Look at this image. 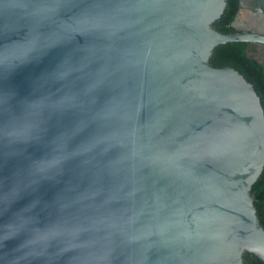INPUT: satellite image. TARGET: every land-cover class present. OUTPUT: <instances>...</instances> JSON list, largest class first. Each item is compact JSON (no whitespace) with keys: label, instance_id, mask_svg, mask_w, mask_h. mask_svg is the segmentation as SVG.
I'll use <instances>...</instances> for the list:
<instances>
[{"label":"water","instance_id":"95a60500","mask_svg":"<svg viewBox=\"0 0 264 264\" xmlns=\"http://www.w3.org/2000/svg\"><path fill=\"white\" fill-rule=\"evenodd\" d=\"M242 5L0 0V264L264 262V109L209 63L264 43Z\"/></svg>","mask_w":264,"mask_h":264},{"label":"trees","instance_id":"16d2710c","mask_svg":"<svg viewBox=\"0 0 264 264\" xmlns=\"http://www.w3.org/2000/svg\"><path fill=\"white\" fill-rule=\"evenodd\" d=\"M239 0H226V6L221 16L215 20L212 27L222 33L234 32L231 23L236 16ZM246 41H231L218 44L212 51L209 63L214 67L230 66L238 70L249 82L252 83L262 107L264 109V67L247 54ZM254 196V205L257 216L264 227V167L258 179L251 188ZM244 264H264L255 256L245 252Z\"/></svg>","mask_w":264,"mask_h":264},{"label":"flooded vegetation","instance_id":"af4514ba","mask_svg":"<svg viewBox=\"0 0 264 264\" xmlns=\"http://www.w3.org/2000/svg\"><path fill=\"white\" fill-rule=\"evenodd\" d=\"M257 2H258L257 0H243V5L239 13V21L236 24L237 26H239L240 28L242 27L254 28L257 29V31L264 32V20L260 16V12L258 10L254 11ZM238 9H239V4H238ZM235 31L236 30L234 29V32ZM247 43H248L247 45L248 56L257 60L264 67V43L259 41L247 42Z\"/></svg>","mask_w":264,"mask_h":264},{"label":"rangeland","instance_id":"374dc122","mask_svg":"<svg viewBox=\"0 0 264 264\" xmlns=\"http://www.w3.org/2000/svg\"><path fill=\"white\" fill-rule=\"evenodd\" d=\"M253 53H254V51H253ZM256 53V52H255ZM252 54V53H251Z\"/></svg>","mask_w":264,"mask_h":264}]
</instances>
